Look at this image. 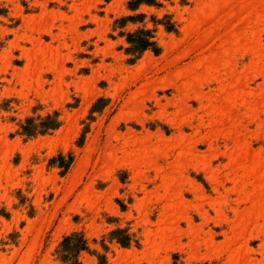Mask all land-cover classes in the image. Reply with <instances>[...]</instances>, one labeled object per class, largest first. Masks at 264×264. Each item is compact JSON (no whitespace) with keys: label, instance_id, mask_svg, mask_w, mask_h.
<instances>
[{"label":"rangeland","instance_id":"374dc122","mask_svg":"<svg viewBox=\"0 0 264 264\" xmlns=\"http://www.w3.org/2000/svg\"><path fill=\"white\" fill-rule=\"evenodd\" d=\"M0 264H264V0H0Z\"/></svg>","mask_w":264,"mask_h":264}]
</instances>
